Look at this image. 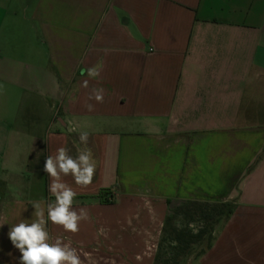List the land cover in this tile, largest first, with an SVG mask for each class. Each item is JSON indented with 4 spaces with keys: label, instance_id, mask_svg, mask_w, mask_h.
I'll use <instances>...</instances> for the list:
<instances>
[{
    "label": "crops",
    "instance_id": "crops-1",
    "mask_svg": "<svg viewBox=\"0 0 264 264\" xmlns=\"http://www.w3.org/2000/svg\"><path fill=\"white\" fill-rule=\"evenodd\" d=\"M83 131L93 182L63 179L89 219L47 224L83 264H154L188 200L235 209L184 264H264V0H0V264H19L10 226L55 199L46 157Z\"/></svg>",
    "mask_w": 264,
    "mask_h": 264
},
{
    "label": "clouds",
    "instance_id": "clouds-1",
    "mask_svg": "<svg viewBox=\"0 0 264 264\" xmlns=\"http://www.w3.org/2000/svg\"><path fill=\"white\" fill-rule=\"evenodd\" d=\"M101 66L82 69L81 75L96 79L100 76ZM88 80L82 82V87L87 88ZM88 100L97 103L104 102V89L92 88L88 94ZM88 111L94 110V105H85ZM75 131L76 129H69ZM89 133L83 131L79 134V141L85 145L77 149V155H70V149L61 146L56 149L54 155L46 157L44 171L50 177L49 193L55 197L54 201L47 204V216L45 208L40 202H32L35 218L21 220L9 228L8 237L12 245L19 250V264H83L76 248L64 243L59 237L53 239L49 233L47 224L61 226L65 232L78 233L81 221L89 219L85 208L79 210L73 208L77 192L71 185L64 181L63 177L71 176L79 187H88L92 184L96 172V163L93 153L87 147ZM3 226V224H0Z\"/></svg>",
    "mask_w": 264,
    "mask_h": 264
},
{
    "label": "trees",
    "instance_id": "trees-1",
    "mask_svg": "<svg viewBox=\"0 0 264 264\" xmlns=\"http://www.w3.org/2000/svg\"><path fill=\"white\" fill-rule=\"evenodd\" d=\"M104 193L105 192H102V194ZM183 202L186 203L185 205H183L186 206L185 208L171 207L170 213L168 214L164 222L161 242L165 238L167 228H169V231H173V233L170 234V239L172 240L171 242L183 245L182 250L189 248L191 244L196 243L201 239L202 235L206 232L207 229H199L195 233H193L191 230L176 228L174 221L182 213L187 217L190 223L193 222L196 217H199V219H202L210 224V235L206 248L210 247L215 238V228L213 224L215 222H219L222 217H224V219H228L234 212L235 203L233 201L203 202L195 200H188ZM160 245L156 254L154 264H156L159 258ZM206 248L202 249L200 253H203Z\"/></svg>",
    "mask_w": 264,
    "mask_h": 264
},
{
    "label": "rangeland",
    "instance_id": "rangeland-1",
    "mask_svg": "<svg viewBox=\"0 0 264 264\" xmlns=\"http://www.w3.org/2000/svg\"><path fill=\"white\" fill-rule=\"evenodd\" d=\"M185 202H181L178 205H174V207H182L185 208ZM226 219L222 217L219 222H215L214 228H216L224 222ZM174 224L177 229H185V230H191L193 233H195L199 229H207L206 232L202 235L201 239L193 243L189 246V248L182 250L183 245L181 244H175L174 242H171L170 234L173 233V231H169V228H167V231L165 233V238L162 240L159 250V258L156 264H184L188 258V256L192 254L200 253L202 249L206 248L209 235H210V227L209 223L206 221L199 219V217H196V219L193 222H189L187 217L184 214H180L177 219H175Z\"/></svg>",
    "mask_w": 264,
    "mask_h": 264
}]
</instances>
